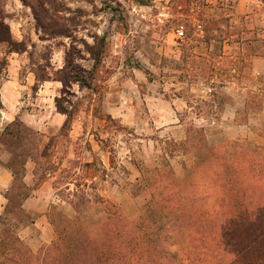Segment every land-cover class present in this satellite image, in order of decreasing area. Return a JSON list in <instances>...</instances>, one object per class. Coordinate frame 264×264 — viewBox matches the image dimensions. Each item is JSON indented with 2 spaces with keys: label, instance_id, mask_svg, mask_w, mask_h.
Listing matches in <instances>:
<instances>
[{
  "label": "rangeland",
  "instance_id": "rangeland-1",
  "mask_svg": "<svg viewBox=\"0 0 264 264\" xmlns=\"http://www.w3.org/2000/svg\"><path fill=\"white\" fill-rule=\"evenodd\" d=\"M188 1L0 0L3 37L7 27L13 40L0 43V57H17L20 82L29 85L20 115L35 116L31 126L21 121L14 129L20 139H4L13 152L9 166L22 174L25 164L31 195L23 209L35 221L40 215L46 221L40 234L32 224L20 230L33 251L56 239L49 216H76L65 200L78 185L83 199L101 196L136 219L152 197L139 186L140 170L164 162L160 140L172 149L169 141H184L190 123L205 127L211 146H264V0ZM208 29L219 37L210 45L204 43ZM91 48L103 54L90 87L65 86L59 71L66 53L72 49L76 66L91 71ZM59 107L74 117L69 131L45 126ZM167 160L183 178L195 157L180 146ZM84 163L92 167L80 170ZM72 166L69 175L65 170ZM10 189L0 197V235ZM100 208L94 202L83 207V217L96 220L104 215ZM238 235L239 262L264 264V232L251 225ZM172 251L174 264H185L183 246L173 245Z\"/></svg>",
  "mask_w": 264,
  "mask_h": 264
},
{
  "label": "trees",
  "instance_id": "trees-1",
  "mask_svg": "<svg viewBox=\"0 0 264 264\" xmlns=\"http://www.w3.org/2000/svg\"><path fill=\"white\" fill-rule=\"evenodd\" d=\"M175 22L179 24L182 19L178 17ZM2 29H5L3 22L0 23V43L12 44L10 29L6 27L8 37H3ZM205 33L206 44L219 38L209 29ZM191 38L189 36L188 40ZM94 50L90 51L95 61L91 71L76 66L78 57L69 50L65 66L59 71V81L65 86L77 84L80 88H89V77L93 78L103 54L101 50ZM207 56L212 58L214 54L211 51ZM4 65L6 59L0 62V74ZM0 108H3L1 98ZM59 113L67 116L61 132L69 131L74 119L72 113L60 107ZM180 121L185 124L184 120ZM21 126L20 120L8 126L6 139L15 136L20 139L14 129ZM187 133L180 143L169 141L174 145L172 149L164 147L166 142L160 140L165 161L157 160L151 170H140L139 186L150 190L152 197L136 219L130 220L118 205L101 196L94 201L83 199L78 193L80 186L76 185L78 190L65 200L76 216L69 219L56 211L49 216L56 239L38 252L20 236L22 228L35 222L23 209L31 195V188L24 181L25 164L22 174L19 168L9 166L14 181L5 196L8 205L2 219L0 259L10 264H174L177 255L172 247L179 244L186 250L182 259L185 264H241L238 234L242 227L252 225L264 232V146L248 149L230 141L211 146L205 127L194 123L188 125ZM180 146L185 154L193 153L195 157L183 178L177 177L167 160ZM73 167L65 172L70 175ZM91 167V163H84L80 170ZM66 190L70 191L69 186ZM78 197L82 200L76 201ZM93 202L101 207L104 215L88 221L83 217L82 208ZM260 254L264 251L260 250Z\"/></svg>",
  "mask_w": 264,
  "mask_h": 264
},
{
  "label": "crops",
  "instance_id": "crops-1",
  "mask_svg": "<svg viewBox=\"0 0 264 264\" xmlns=\"http://www.w3.org/2000/svg\"><path fill=\"white\" fill-rule=\"evenodd\" d=\"M7 65L4 67L0 74V98L3 108H0V197L2 192L7 191L13 184L14 177L13 173L9 169V161L12 156V151L6 146L4 139L6 137V129L12 125L15 121L20 120L25 124L31 126L32 122H35L34 114L20 115L21 104L27 102L29 85L20 82V74L18 66V59L13 53H7L0 62L5 60ZM264 74V69L261 71ZM64 115L61 113H51L49 120L46 121V128L53 132L61 131V128L65 122ZM31 122V123H30ZM56 122V123H55ZM56 124V127L54 126ZM2 204L0 203V216H1ZM44 216L40 215L37 220L32 224L36 233H42L41 229L47 228L45 225ZM47 230V229H46ZM43 231V232H44Z\"/></svg>",
  "mask_w": 264,
  "mask_h": 264
},
{
  "label": "built area",
  "instance_id": "built-area-1",
  "mask_svg": "<svg viewBox=\"0 0 264 264\" xmlns=\"http://www.w3.org/2000/svg\"><path fill=\"white\" fill-rule=\"evenodd\" d=\"M179 33L183 35V32L179 31Z\"/></svg>",
  "mask_w": 264,
  "mask_h": 264
}]
</instances>
